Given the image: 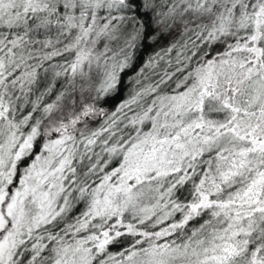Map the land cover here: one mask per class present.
I'll list each match as a JSON object with an SVG mask.
<instances>
[{"label": "snow or ice", "instance_id": "6c2138e0", "mask_svg": "<svg viewBox=\"0 0 264 264\" xmlns=\"http://www.w3.org/2000/svg\"><path fill=\"white\" fill-rule=\"evenodd\" d=\"M0 264H264V0H0Z\"/></svg>", "mask_w": 264, "mask_h": 264}]
</instances>
